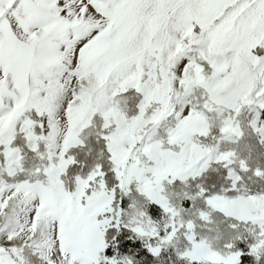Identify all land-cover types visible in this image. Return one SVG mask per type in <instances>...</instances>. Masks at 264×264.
<instances>
[{"label": "snow or ice", "instance_id": "6c2138e0", "mask_svg": "<svg viewBox=\"0 0 264 264\" xmlns=\"http://www.w3.org/2000/svg\"><path fill=\"white\" fill-rule=\"evenodd\" d=\"M0 264H264V0H0Z\"/></svg>", "mask_w": 264, "mask_h": 264}]
</instances>
